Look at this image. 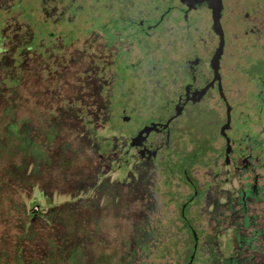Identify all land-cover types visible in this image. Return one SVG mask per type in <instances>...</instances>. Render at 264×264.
<instances>
[{
  "label": "rangeland",
  "instance_id": "rangeland-1",
  "mask_svg": "<svg viewBox=\"0 0 264 264\" xmlns=\"http://www.w3.org/2000/svg\"><path fill=\"white\" fill-rule=\"evenodd\" d=\"M224 1L232 7L241 4L240 0ZM257 1L261 0H250L253 4ZM69 2L73 7L66 5ZM183 2L52 0L39 8L42 0H0V138L6 148L18 151V157L23 162L36 167L32 172L35 175L33 182L40 213L47 218L64 221L74 228V239L80 247L77 253L67 259V264H186L189 259L192 240L190 236L181 234L179 221V207L183 198L178 195L173 198V194L179 192L188 194V187L175 178L168 185L160 175L140 174L131 179L126 170H107L102 159L91 153L87 156L86 138L77 114L79 109L64 107L67 103L63 98L59 99L61 107L54 106L55 101H50L54 98L50 97L48 88L51 85L44 76L49 74L48 71L54 73L56 70V64L51 61L53 58H61L64 67H70L68 51L81 57L93 54L98 70L86 71L87 76L92 74L101 81H114L115 85L120 78L127 76L130 80L127 90L131 85L136 95L137 84L146 75L152 87L150 96L157 97L153 107L162 110L155 117L145 116L142 107L130 101L131 97H115L117 90L113 89L109 126H119L122 117L119 109L124 106L129 110V121L122 124L123 133L135 132L149 118L162 121L177 95L169 96L172 99L167 100L164 81L160 78L161 82L155 81L159 70L155 59L149 53V57L138 59L132 56V51L136 44L140 45L139 49L144 53L155 48L149 38L152 30L143 21L164 15V25L177 16V9ZM244 4L245 0L241 7H245ZM199 10L201 34L207 38L211 14L204 5ZM68 19L72 21L68 22ZM220 22L227 31L232 27L230 18L226 16L221 17ZM94 32L100 34V41L112 42L116 38L120 41L115 55L110 57L106 51L96 50L93 45L86 43V39ZM22 35L29 37L23 38ZM215 44L212 38V48ZM198 45L194 46V51ZM20 53L24 55L18 56ZM191 53L188 51L186 55ZM36 56L43 62L44 67L38 69L42 74L36 69ZM224 57L227 63L228 58ZM129 58H134L136 62L137 67L133 70H127L126 61ZM19 59H23L20 65ZM161 61L167 69L170 59L166 54H162ZM249 61V68L258 66L257 62L252 64L251 59ZM231 71L230 67L224 69V79ZM61 73L63 84L57 95L61 93L65 99L80 95L74 85L73 75L65 71ZM85 74L84 71H78L76 76L84 77ZM249 74L248 78L253 76ZM49 77L53 80L51 75ZM237 77L235 86L229 84L228 78L225 79V95L231 105L247 111L248 105H244L247 98L253 95L248 91L247 98L240 101L245 89L240 75L237 74ZM254 78L252 84H259L263 93L264 71L254 75ZM185 109L190 115L176 118L173 125L178 124L184 132L191 129L203 140L196 142L191 140V135L190 139L186 135L181 141L183 150L189 151L193 141L198 151L204 143L220 149L223 140L219 138L218 128L224 121V104L212 98V107L208 109L195 104H188ZM250 121L241 113L234 118L233 124L240 140L249 136V130L242 125ZM62 155L68 159L66 170L61 167ZM207 157H212V154ZM197 161L198 158L193 154L176 153L173 157L171 155L164 168L179 175L184 168ZM86 181L90 187L91 184L94 187L88 193H83L81 189ZM263 187L259 186V193L246 203H239L233 194L218 192L212 187V215L208 211L207 215H201L207 221L212 220V225L208 224L212 226V235L202 237L192 264H212L214 251L220 259L224 255H231L235 250L231 245L235 243L231 228L236 227L235 233L239 237L248 238L252 229H260L264 225ZM243 208L244 215L251 220L246 227L243 226ZM18 216L16 211L13 217ZM33 226L37 230L44 229L39 222Z\"/></svg>",
  "mask_w": 264,
  "mask_h": 264
},
{
  "label": "flooded vegetation",
  "instance_id": "flooded-vegetation-1",
  "mask_svg": "<svg viewBox=\"0 0 264 264\" xmlns=\"http://www.w3.org/2000/svg\"><path fill=\"white\" fill-rule=\"evenodd\" d=\"M50 1L52 0L48 2L42 0L39 8ZM222 1L221 17L226 16L232 22V27L228 31L221 24L224 34V48L219 60L218 70L225 101L231 107L230 126L226 130L229 139V151L227 153L226 139L219 134L221 125L226 121V103L218 93V82L215 81L198 100L195 99L198 92L212 81L213 72L210 62L218 45V36L212 31L211 22L208 27L207 38L201 34L199 13L201 6L188 7V0H184L179 6L177 16L168 20L164 25V15L143 21L142 23L146 22L150 31L152 30L149 38L154 43L155 48L144 53L139 49L140 45L136 44L132 51V56H136L138 59L145 56L149 57L148 53L155 59L159 69L158 79H155V81L156 83L161 82L159 78L164 81L163 89L168 94L167 100L172 99L169 96L174 97V95H177L175 100L171 101V109L162 121H157L154 118L162 110L153 107L157 97L155 94V97L150 96L152 87L146 75L137 84L136 95L133 91L135 89L131 85L130 89L127 90L130 81L127 76L120 78L116 85L114 81H101L92 74L87 76L86 71L98 70L95 67L93 54L81 57L77 56L75 52L68 51L70 67L65 68L62 59L56 57L51 60L56 64V70L54 73L48 71L49 74L44 75L45 80L51 85L48 88H50V97L54 98L50 99L51 102L55 101L54 106L61 107L59 99L63 98L67 103L64 107L79 109L77 114L86 138L85 151L88 154L87 156L91 153L102 159L107 170H117L118 172L126 170L131 179L140 176V174L145 176L149 174L151 176L160 175L168 185L170 180L175 178L188 187V194L180 192L173 194L171 191L170 193L174 195L173 198L178 196L183 198L179 207L181 234L191 237L192 244L190 248L191 252L195 251V256L200 249L202 237L212 235V226L209 227L208 225H212V220L207 221V219L201 217V215H207V211L212 215V187L218 192L225 191L231 195L233 194L239 203H246L259 193V186H264V91L261 93L259 84L255 83L257 86L252 84V81H255L254 75L256 76L262 70L264 71V1H257L253 4L250 0L248 3L245 0V7L240 8L232 7V5L227 6L225 1ZM242 1L244 2V0ZM66 5L73 7L70 2ZM203 5L211 14V10L207 5ZM69 21L72 20L68 19ZM22 37L27 38L29 35L27 37L22 35ZM212 38L216 42L213 48ZM99 39L100 34L94 32L86 39V43L93 45L96 50L106 51L110 57L115 55L117 47L121 44L120 41L117 38L112 42H104ZM127 41L132 42L131 40ZM198 43V48L194 51V46ZM201 43L203 44L201 45ZM188 51L192 52L189 56L186 55ZM162 54H166L167 58L170 59L167 69L162 66ZM20 55L24 54L20 53L18 56ZM224 55L228 58L227 63H225ZM36 58L38 60L36 69L38 70L44 65L39 57L36 56ZM249 59H251L252 64L257 62L258 66L253 69L249 68ZM22 61L23 59H19L18 65ZM233 63L235 65L231 66ZM126 67L127 70H133L137 67L134 58H129L126 61ZM226 67H230V71L232 70L229 75L227 74L228 79L225 78L229 80L230 85L235 86L238 82L237 74L240 75V80L244 83L245 94L240 101L247 98L248 91H251V95H253L247 98L244 105H248L247 111L239 109L240 107L236 108V105H231V101L225 95L226 88L223 73ZM62 71L73 75L74 85L80 95L73 96L70 99H65L64 96H61V93L57 95L63 84ZM78 71H84L85 76L77 77ZM247 73H250L249 76H253L248 78ZM39 74L42 73L39 72ZM49 75L53 77V80ZM113 89L117 90L115 97L122 96L121 98L124 99L131 97L130 101H134L135 104L141 106L145 116L152 115L154 117L149 118L135 132L131 134L123 133L122 124L129 121V110L124 106L119 109V113L123 117L120 118L119 126H109L112 113L110 98ZM209 90H211L210 93ZM140 91L144 93H139ZM212 98L222 102L225 107L224 121L218 128V135L223 140V145L220 149H216L213 145L204 143L203 146L201 144V150L198 151L195 149L193 141V143L191 142L193 147L189 151H184L181 141L186 135L188 139L191 135V140L194 139L196 142L202 141L203 137L198 136L191 129L184 132L178 124L173 125V121L178 117H188L190 115L188 110L185 109L188 104H195L204 109L212 107ZM238 113L251 120L247 125H242V127L249 130L250 134L241 140L238 138L236 127L233 124ZM124 114H128V116ZM148 127H150V131L145 140L139 145L130 146L131 138ZM252 127H256V129L253 130ZM213 141L214 139H212ZM201 152H203V157L200 155ZM176 153L193 154L195 158H198V161L193 162L188 168H184L181 174L176 175L172 170L164 168L171 155L173 157V154ZM211 154L212 157H207ZM164 171L167 173H164ZM259 182H262L261 185H259ZM92 187L94 186L91 184L90 187L89 182L86 181L81 192L88 193V190H91Z\"/></svg>",
  "mask_w": 264,
  "mask_h": 264
},
{
  "label": "trees",
  "instance_id": "trees-1",
  "mask_svg": "<svg viewBox=\"0 0 264 264\" xmlns=\"http://www.w3.org/2000/svg\"><path fill=\"white\" fill-rule=\"evenodd\" d=\"M240 1L238 8L244 3ZM18 155V151L6 148L0 138V264H67V259L80 247L74 239V228L40 213L32 172L36 167L23 162ZM200 155L203 157V152ZM60 159L62 169L66 170L68 159L63 155ZM16 211L19 216L13 217ZM243 218V226H249L251 220L245 215ZM36 222L44 229H35ZM235 228H231L235 243H228L235 248L234 252L220 259L214 251L212 264H264V225L252 229L248 238L239 237Z\"/></svg>",
  "mask_w": 264,
  "mask_h": 264
},
{
  "label": "water",
  "instance_id": "water-1",
  "mask_svg": "<svg viewBox=\"0 0 264 264\" xmlns=\"http://www.w3.org/2000/svg\"><path fill=\"white\" fill-rule=\"evenodd\" d=\"M203 4H206L207 7L211 10V28H212V31L218 36V45L212 55L211 62H210V67L212 68V72H213L212 81L198 92L197 98L195 99L198 100L203 95L205 90L211 84L213 85L215 81H217L218 82V93L225 101L222 88L220 86V76H219V71H218L219 70V60H220V57L222 55L223 48H224V34H223V30H222L221 23H220L222 10H223V1L222 0H188L187 6L188 7L190 6L198 7V6H202ZM225 103H226V121L223 125H221L219 129V134L225 137L226 139V143H227L226 153H227L229 151V139L226 135V130L230 126L231 107L227 104L226 101ZM149 131H150V127L144 128L136 136L132 137L130 140V146H136V145L141 144L142 141L145 140ZM194 257H195V251L191 253L186 264H192Z\"/></svg>",
  "mask_w": 264,
  "mask_h": 264
}]
</instances>
